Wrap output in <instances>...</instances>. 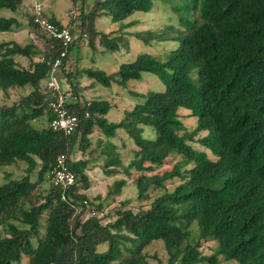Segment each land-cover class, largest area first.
<instances>
[{"label": "trees", "instance_id": "1", "mask_svg": "<svg viewBox=\"0 0 264 264\" xmlns=\"http://www.w3.org/2000/svg\"><path fill=\"white\" fill-rule=\"evenodd\" d=\"M152 3L93 0L83 12L72 1L66 24L44 11L42 16L58 28H69L76 17L83 36L63 47L35 22L32 2L0 0V10L8 11L0 15V32L25 30L29 37L0 42V92L27 90L0 105V167L25 164L24 175L6 174L0 183V264H147L143 250L156 239L162 241L167 264L230 259L264 264V0H181L176 11L180 29L169 24L142 36L144 43L178 42L164 60L140 53L113 74L94 65L76 71L73 45L86 42L96 53L119 48V31H101L97 19L121 22L135 11H149ZM61 51L60 71L67 83L61 94L69 91L64 107L79 121L70 133L49 126L54 117L49 102L57 93L42 84ZM18 58L27 59V65ZM143 72L156 76L163 89L134 93L142 101L125 109L117 122L106 119L111 108L106 99L80 100L81 73L105 87H124ZM179 107L188 111L181 114ZM180 115L195 117L192 129ZM41 117L43 125L33 126ZM143 126L152 128V138L141 135ZM119 133H126L132 145L126 164L122 146L111 141ZM198 133L208 153L189 144ZM171 154L181 159L154 172ZM58 160L74 174L65 190L51 183ZM93 165L109 175L123 170L106 197L119 194L130 170L136 172L132 182L138 200L161 191L145 207L118 208L113 220L100 217L101 203H95L100 197L89 199L85 193ZM174 178L178 182L168 190L165 184ZM42 183H48L43 195ZM201 241H213V253L202 255ZM104 242L107 249L97 251Z\"/></svg>", "mask_w": 264, "mask_h": 264}, {"label": "rangeland", "instance_id": "2", "mask_svg": "<svg viewBox=\"0 0 264 264\" xmlns=\"http://www.w3.org/2000/svg\"><path fill=\"white\" fill-rule=\"evenodd\" d=\"M33 1L41 3L42 9L52 14L56 19H58L62 24H66L68 17L71 16L68 14V10L73 7L72 1H74L75 8L82 9L83 12H86L92 5L93 0H25V2L31 5ZM181 0H153L152 7L147 12L135 11L127 18L121 22L111 23L106 16H103L96 20V27L103 32L108 31H119L120 39L118 40L119 48L116 51H103L102 53L97 51L94 52L87 47V43L84 45L77 46L73 45L70 50V55L72 59H76L77 70H81L84 67L96 68L102 70L106 74H113L117 71L120 63L132 61L137 54L148 53L154 56L158 60H164L167 56L169 50L174 49L178 42L176 41H156L150 40L148 43H144L142 36L147 30H160L166 25H172L174 28L180 29L179 23L177 21L178 3ZM27 5V4H26ZM27 9L23 7V12L26 14ZM7 10H0V15H7ZM71 21L70 28H73V24H77V19L75 16ZM123 24H129L128 26L121 27ZM20 32V33H19ZM28 33L26 31H11V32H0V42L1 41H17L25 42L28 39ZM38 43V42H37ZM96 43V42H95ZM41 45V44H40ZM99 45V44H98ZM97 45V46H98ZM97 48V47H96ZM99 48L103 47L99 45ZM97 48V49H99ZM96 49V50H97ZM19 63L27 65L28 61L25 58H18ZM71 72L73 70L69 69ZM78 72V71H77ZM79 85L83 90V93L79 91L80 100L83 99H106L110 104L111 108L106 113V119L110 122H117L123 114L125 109H130L135 102H141V96H134L133 94L144 95L149 90L160 91L163 89V85L160 81L151 73L143 72L139 80L130 79L126 81L125 86L121 87L112 83L109 87L102 86L101 84L94 82L92 78L86 77L84 74L79 75ZM48 81H52L61 92L66 89L67 83L65 81L64 74L60 70L57 71L54 77L46 78L43 80V85ZM27 90H8L7 95L4 96L0 92V105L5 104L9 105L18 95L24 94ZM69 92V91H68ZM68 92L66 96H68ZM69 98V97H67ZM72 100V99H69ZM188 109L179 107L178 112L184 114ZM180 119L183 122V125L186 129H192L195 124V117L188 115H180ZM44 118H38L37 120L32 121V125L35 127H40L43 125ZM118 133V132H117ZM202 134V133H201ZM143 137L152 138L153 130L149 126H143V131L141 134ZM197 136H200L198 133L194 138L196 140L189 141V144L197 150H203L209 152L207 148L202 146L198 140ZM118 146L121 152V157L123 164H126L132 157V145L131 141L126 133H119L112 138ZM123 144V145H122ZM181 157L176 154H171L166 157L164 163L158 167L154 172H162L163 170H168L172 165L179 161ZM99 163V162H98ZM119 172L116 174H105L98 165H93L87 172L90 179L91 186L85 191L89 199L94 196H99V200H95V203H101L102 212H99L98 216H103V218L113 220L114 212L118 208H129L132 211L139 209L140 207H145L152 200V198L160 193L161 190L151 191L148 197L144 200H138L136 198V190L132 179L136 176V172L130 170V176L125 178L126 184L121 187L119 194L111 197H106V190L110 187L112 182L116 179L124 177L123 170L119 168ZM25 164L17 162L10 166L0 167V183L4 181L5 175L9 174L10 177H19L25 174ZM32 180H34L35 175L32 173ZM178 180L176 178L172 179L169 182H166L165 187L169 190ZM48 187V183H42L40 185V194H45ZM82 192V191H80ZM121 202H125L121 206ZM88 214H83V217H87ZM44 216L41 218L40 223L42 224ZM102 221V223H104ZM191 228L196 229L194 222L191 223ZM40 227V232L42 231ZM107 249V243H101L97 245V251H104ZM215 249V243L213 241H201L198 250L202 255L208 256L213 253ZM144 253L147 255V264H167V254L163 248L162 241L159 239L152 240L148 246L144 248ZM26 258H22L24 262ZM15 264V263H13ZM204 264V263H197ZM214 264H238L235 260H220Z\"/></svg>", "mask_w": 264, "mask_h": 264}, {"label": "built area", "instance_id": "3", "mask_svg": "<svg viewBox=\"0 0 264 264\" xmlns=\"http://www.w3.org/2000/svg\"><path fill=\"white\" fill-rule=\"evenodd\" d=\"M32 12L34 13V20L39 24L43 29V32L47 37H54L58 39L63 47H66L70 44L74 37L79 36L80 30L78 29V24H73V28L62 27L58 28L51 23L46 16L44 18L42 13L44 10L41 7V3L34 1L32 3ZM64 56V51H61L59 57H57L51 66L48 78L54 77L56 72L60 70V58ZM47 89L52 92H56L57 95L55 98L49 102V107L54 113L53 119L50 121L49 126L53 130H61L64 133L72 132L78 125V118L70 114L67 109L64 107L65 96L61 94L57 86L52 82L48 81L46 84ZM74 181V174L68 170L65 165L62 163V160H58L51 170V183L54 186H57L63 190L67 189ZM94 212L90 211V215H93Z\"/></svg>", "mask_w": 264, "mask_h": 264}, {"label": "crops", "instance_id": "4", "mask_svg": "<svg viewBox=\"0 0 264 264\" xmlns=\"http://www.w3.org/2000/svg\"><path fill=\"white\" fill-rule=\"evenodd\" d=\"M49 14V13H48ZM50 15H52V14H50ZM53 16V15H52ZM22 31H25V30H22ZM20 33V32H19ZM30 36V35H29ZM80 46V45H79ZM72 61H73V59H71ZM75 60V59H74ZM90 66H92V65H90ZM57 73V72H56ZM56 75V74H55Z\"/></svg>", "mask_w": 264, "mask_h": 264}]
</instances>
